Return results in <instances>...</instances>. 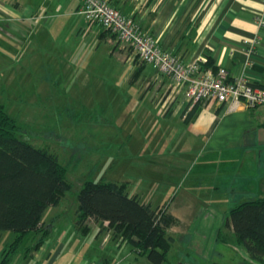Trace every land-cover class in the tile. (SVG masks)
<instances>
[{
    "label": "crops",
    "instance_id": "0c3cea01",
    "mask_svg": "<svg viewBox=\"0 0 264 264\" xmlns=\"http://www.w3.org/2000/svg\"><path fill=\"white\" fill-rule=\"evenodd\" d=\"M109 1L134 16L182 61L199 57L203 62L210 58L217 69H227L229 78L242 76L264 86V26L258 21V17H264V0ZM80 4V0H0V93L11 88L21 71L43 69L44 61L55 68L54 54L59 52L63 28L65 35L71 28L75 34L79 25L80 29H88L92 37L107 41L113 50L120 48L127 53L126 46L101 24L79 20ZM252 39H256V45L250 49L247 41ZM134 58L127 53L126 59L136 65L135 71L140 74L146 64L152 66V71L143 77V87L155 91L152 101L159 106L160 115L170 123L167 128L174 135L165 150L155 153L156 158L185 164L180 172L166 169L167 179L172 180L170 189L164 191L163 186L158 195L168 198L162 203L179 220L168 232L175 239H184L187 251L203 254L206 236H212L213 253L222 242L251 259L243 244L223 242L218 235L221 230L232 235L226 221L233 206L264 197V106L233 107L231 101L220 103L215 99L191 106L170 76L158 72L150 63L136 64ZM157 168L155 163L150 168L152 178L162 173ZM181 177L183 183L178 186ZM95 226L99 225L94 223L86 234L76 229L86 236ZM111 231H99L97 239ZM116 244H122L121 237ZM66 248L62 238H45L36 251H25L24 262L29 258L54 264Z\"/></svg>",
    "mask_w": 264,
    "mask_h": 264
},
{
    "label": "rangeland",
    "instance_id": "374dc122",
    "mask_svg": "<svg viewBox=\"0 0 264 264\" xmlns=\"http://www.w3.org/2000/svg\"><path fill=\"white\" fill-rule=\"evenodd\" d=\"M78 15L80 21L88 22ZM77 28L75 34L71 28L66 35L62 29L59 52L54 54L58 66L54 68L50 62L49 67L44 61L43 69L21 71L11 88L0 93L1 103L15 118L22 138L56 153L67 168L71 188L58 205L49 206L43 215V221L53 228L47 240L62 238L67 242L54 264H152L133 243L117 245L113 231L97 239L99 226L86 236L76 229L77 195L85 180L126 182L130 194L157 206L168 200L158 196L163 186L164 191L170 189L172 180L167 179L166 169L180 172L185 166L155 155L165 150L174 135L167 128L170 123L152 101L155 91L143 87V77L152 71V66L146 64L140 74L135 71L136 65L126 59L127 53L133 54L130 47H125L127 53L120 48L113 50L107 41L92 37L88 29H80L79 25ZM43 51L45 54L47 48ZM134 62L142 64L138 57ZM154 163L162 171L155 174L157 180L150 170ZM182 183L181 177L178 186ZM15 236L14 231L4 230L0 251ZM30 240L13 254L11 264H43L29 258L24 262ZM212 242V236H206L205 251L200 254L187 251V242L177 238L169 250L167 264H264L247 259L241 250L236 252L222 242L213 253Z\"/></svg>",
    "mask_w": 264,
    "mask_h": 264
},
{
    "label": "trees",
    "instance_id": "16d2710c",
    "mask_svg": "<svg viewBox=\"0 0 264 264\" xmlns=\"http://www.w3.org/2000/svg\"><path fill=\"white\" fill-rule=\"evenodd\" d=\"M209 67L218 70L210 58L201 62L202 69ZM66 173L56 153L20 136L15 118L0 102V237L4 230L16 233L0 252V264H9L28 239L32 242L26 246L27 253L36 251L45 240L51 229L43 215L71 188ZM127 188L126 182L85 180L77 195L76 228L86 234L96 223L100 231L111 229L116 239L133 243L152 264H167L175 241L168 229L179 223L178 218L166 205L141 201ZM226 225L232 235L221 230L218 238L243 244L252 260L264 263V197L233 206Z\"/></svg>",
    "mask_w": 264,
    "mask_h": 264
},
{
    "label": "built area",
    "instance_id": "2783aa9c",
    "mask_svg": "<svg viewBox=\"0 0 264 264\" xmlns=\"http://www.w3.org/2000/svg\"><path fill=\"white\" fill-rule=\"evenodd\" d=\"M78 12L87 20L97 22L113 33L117 40L133 50V55L152 64L155 69L171 77L174 87L190 105L206 99L220 103L231 101L233 107L264 106V86H257L244 77L229 78L225 67L217 71L201 68L197 57L182 61L180 55L165 49L158 38L145 30L132 15L122 11L109 0H80ZM264 26V17H258ZM253 48L256 39L248 40Z\"/></svg>",
    "mask_w": 264,
    "mask_h": 264
}]
</instances>
